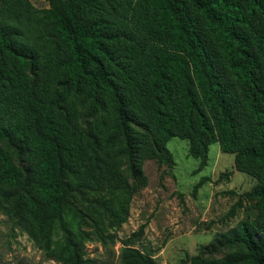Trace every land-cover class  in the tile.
Here are the masks:
<instances>
[{"label": "trees", "instance_id": "16d2710c", "mask_svg": "<svg viewBox=\"0 0 264 264\" xmlns=\"http://www.w3.org/2000/svg\"><path fill=\"white\" fill-rule=\"evenodd\" d=\"M140 1L156 11L158 30L168 48L148 53L140 64L126 58L125 68L117 72L118 81L109 69L113 63L109 43L117 39V29L101 13L98 0L49 1L66 44L59 67L67 82L87 83L94 105H100L99 90L107 95L114 125L106 143L122 137L134 180L145 182L140 161L134 163L139 155L156 160L165 157L174 163L166 147L172 137L188 141V155L198 160L196 171L207 165L208 146L216 142L221 152L233 155L236 170L256 179L249 195L264 208V0ZM191 9L217 42L223 68L203 39ZM0 52L19 60L26 56L2 25ZM24 106L25 124L15 122L7 127L0 122V139L13 134L21 146L28 143L33 168L23 171L0 153V197L21 208L24 216L19 221L30 227L38 243H49L53 228L58 229L57 256L64 264H98L83 256V242L66 219L69 213L75 215L67 207L73 190L67 176L83 174L84 181L97 188L117 184L123 192L130 187L123 185L116 169L99 161L100 148L92 139L80 143L81 139L65 136L52 114L31 100ZM135 125L139 131L133 130ZM115 201L120 204L122 200ZM101 205L107 218L115 220L119 209L104 199ZM231 242L240 243L245 252L229 257L227 263L244 259V264H264V234L256 237L242 223ZM117 258L101 264H160L130 245Z\"/></svg>", "mask_w": 264, "mask_h": 264}, {"label": "rangeland", "instance_id": "374dc122", "mask_svg": "<svg viewBox=\"0 0 264 264\" xmlns=\"http://www.w3.org/2000/svg\"><path fill=\"white\" fill-rule=\"evenodd\" d=\"M49 1L0 0V25L10 31L15 44L26 54L19 60L0 52V122L7 127L15 122L25 124L24 104L31 100L53 115L65 136L81 139L80 143L92 139L100 148L99 161L116 169L123 185L130 187L123 192L117 184L97 188L84 181L83 174L67 176L73 189L67 207L75 215L69 213L66 219L83 242V256L98 264L105 260L116 262L120 250L130 245L160 264H244V259L232 263L227 259L245 252L240 243L231 242L242 223L256 237L264 234V208L249 195L256 179L236 170L233 155L221 152L216 142L208 146L207 165L196 171L198 160L188 155V141L172 137L166 147L174 163L165 157L156 160L139 155L134 163L140 161L145 182L134 180L128 157L123 154L122 137L110 145L106 143L114 125L107 95L99 90L100 105H94L88 84L68 83L59 67L66 44L56 28ZM98 4L117 29V39L109 43L113 79L117 80V72L125 68L126 58L140 64L148 53L168 48L158 30L156 11L149 4L140 0H98ZM190 11L223 68L212 33L201 17ZM191 89L198 94L194 84ZM134 129L140 130L136 125ZM10 136L0 139V153L23 171H30L34 162L32 148L28 143L21 146L13 134ZM71 178L76 180L70 182ZM118 197L120 204L115 201ZM102 199L119 209L115 220L102 212ZM23 216L20 207L0 197V264H64L57 256L58 229L53 228L49 243H38L30 227L19 221Z\"/></svg>", "mask_w": 264, "mask_h": 264}]
</instances>
